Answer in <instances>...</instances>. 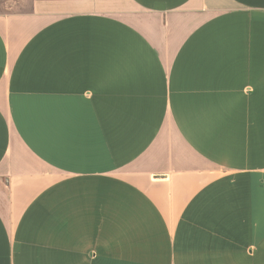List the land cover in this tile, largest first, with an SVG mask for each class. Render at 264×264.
Masks as SVG:
<instances>
[{
  "label": "crops",
  "instance_id": "obj_1",
  "mask_svg": "<svg viewBox=\"0 0 264 264\" xmlns=\"http://www.w3.org/2000/svg\"><path fill=\"white\" fill-rule=\"evenodd\" d=\"M0 4V264H264V0Z\"/></svg>",
  "mask_w": 264,
  "mask_h": 264
},
{
  "label": "rangeland",
  "instance_id": "obj_2",
  "mask_svg": "<svg viewBox=\"0 0 264 264\" xmlns=\"http://www.w3.org/2000/svg\"><path fill=\"white\" fill-rule=\"evenodd\" d=\"M14 7H18V8H24L26 6V4L24 3H16V4H11ZM4 7V5L0 4V8Z\"/></svg>",
  "mask_w": 264,
  "mask_h": 264
}]
</instances>
